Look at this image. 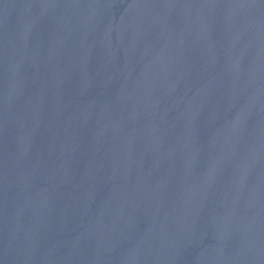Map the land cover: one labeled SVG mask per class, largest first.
<instances>
[{
    "label": "water",
    "instance_id": "obj_1",
    "mask_svg": "<svg viewBox=\"0 0 264 264\" xmlns=\"http://www.w3.org/2000/svg\"><path fill=\"white\" fill-rule=\"evenodd\" d=\"M0 264H264V0H0Z\"/></svg>",
    "mask_w": 264,
    "mask_h": 264
}]
</instances>
